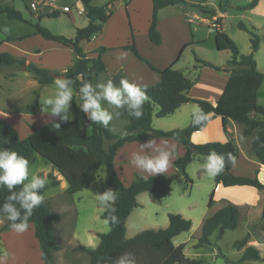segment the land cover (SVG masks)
Wrapping results in <instances>:
<instances>
[{
	"label": "trees",
	"instance_id": "1",
	"mask_svg": "<svg viewBox=\"0 0 264 264\" xmlns=\"http://www.w3.org/2000/svg\"><path fill=\"white\" fill-rule=\"evenodd\" d=\"M82 4L87 26L76 29L72 39L52 34L47 28L40 25L39 21L31 24L25 20L19 11L10 7L0 9V14H4L10 20H17L31 25L35 31L34 35H39L44 40L52 41L72 50L74 55L73 65L65 72H49L31 63H26L24 59H18L8 53H0V71L7 69L23 68L30 74L31 78L40 86L54 84V76L64 77L72 81L73 93L77 94L81 103L79 89L84 82L92 83L93 76L105 70L104 64L100 61V55L107 51L106 48L95 49L96 58H87L86 54L79 47V42L89 41L93 35L101 30V27L110 18L111 12L107 9L108 4L103 6H93L94 0H79ZM152 3V16L148 28L147 37L153 45L160 44V34L157 31V14L161 9L171 6L187 7L184 0H150ZM209 1V0H205ZM229 0H221L219 11L225 12L229 9ZM256 0H252L245 6L237 7L243 11L253 8ZM203 16L213 17L217 11L208 6H200L198 10ZM59 13L54 12L47 15L56 18ZM236 27L247 33L250 37L251 53L243 55L236 44L220 28L214 29V47L217 51H229L230 58L226 62V67L220 69L209 62L195 57L198 67H206L215 71H223L229 74L228 81L218 98L211 104L208 101L191 99L188 92L192 88V81L186 78L181 71L174 70L172 66L163 70H158L142 60L135 47L131 44L122 48L130 51L139 60L147 64L150 70L157 72L160 81L153 86H145L149 100L143 107V116L137 120L129 115V123L125 126L124 136L113 134L109 127L105 128L100 124H93L87 117L81 126L77 120L70 122H60L57 129L53 121L40 128H31V133L24 139H20L17 131L6 121L0 119V148L11 149L19 155L29 160V164L34 160V154L46 160L54 170L67 183L65 194L72 196L84 189H88L91 182L97 176L100 168H103L106 175V185L117 194L115 207L118 223H107L108 232L100 234L99 244L95 249H87L82 246L77 250L85 253L88 257V264H110L114 258H118L126 252L133 253L137 264H200L199 260H191L184 256V245L175 246L172 240L178 235L188 232L191 222L178 214H168V225L165 229L145 230L130 239L125 238V223L132 211L139 205L136 201L138 195L148 193L153 201H161L169 196L173 177L156 175L143 179L140 175H135L131 184L125 187L119 180L113 166L114 156L119 148L126 143L144 141L150 138L172 139L180 143L185 148V154L174 162L175 168L179 171L185 183L191 184L186 168L197 156L206 157L210 151L215 150L218 154L227 156L231 153L235 158L237 149L232 140L225 143L210 142L194 145L190 142V137L195 132L202 131L207 123L214 117H219L222 127L227 135L226 128L229 121L242 127V135L250 138V152L257 154L258 159L264 163V107L257 104V93L264 81V74L258 72L253 54L258 50V37L241 22ZM24 39V38H23ZM19 40H22L19 39ZM12 76V75H11ZM10 76V77H11ZM75 96L73 95L74 104ZM37 95L35 100L27 105L25 113H36ZM186 104L199 105L205 113L210 116L209 121L202 126H193L189 120L186 127L169 131L155 130L151 127L153 117L162 119L178 110ZM154 107L157 108L154 111ZM244 110L246 113H244ZM263 117L258 119L257 117ZM89 130V133H87ZM258 137V139H257ZM104 141H112L105 150L102 147ZM232 164L226 163L223 173L214 178V185L228 187H251L256 190H264V184L257 178L237 177L231 173ZM52 187L58 186V181L51 180ZM45 189L42 190V195ZM17 191L20 186H17ZM10 195L8 190L0 189V206L6 202ZM211 195L208 203H212ZM108 213L103 211L100 218L105 221ZM0 218L5 223L0 228V233L10 229V221L0 214ZM240 210L232 204H225L217 212L206 218L201 225V236L196 247L209 244V237L217 233L220 239L226 231L235 230L238 226ZM59 219V215L51 212L48 203L36 208L29 220V225L34 228V237L38 242L40 259L43 264H55L53 252L58 249L57 239L54 232V222ZM261 228L264 230V208L262 209ZM252 235L250 228L248 233L239 241L234 242L233 248L242 251L238 263L246 261L258 262L261 260L259 251L253 246H247L248 239ZM1 257V252H0ZM73 264V263H71Z\"/></svg>",
	"mask_w": 264,
	"mask_h": 264
},
{
	"label": "rangeland",
	"instance_id": "2",
	"mask_svg": "<svg viewBox=\"0 0 264 264\" xmlns=\"http://www.w3.org/2000/svg\"><path fill=\"white\" fill-rule=\"evenodd\" d=\"M34 1L35 0H0V9L10 7L19 11L25 20H31L33 23L39 21L40 25L47 28L52 34L63 36L68 39L74 36L76 29L87 26L88 21L85 18L83 7L79 0H56V6L60 8L67 7L69 9L67 14L59 13L56 18L47 16L50 14L48 9L45 12H31L29 10V5ZM251 1L252 0H250L249 3ZM108 2L110 3V12L114 14L115 23L118 25L119 20L120 27H123L124 18L120 15L119 10L121 0H94L92 5L102 6ZM211 2L213 7H218L219 0H211ZM175 10H177L176 6L169 7L160 11L157 16V19L160 20V30L163 33L164 39L162 48L164 50L169 47L172 40L166 18L171 14H175ZM187 10L192 11L191 13L200 19L205 17L197 10H190L188 8ZM139 17L140 22L137 25V31L142 33L140 29L143 22L141 13ZM183 17L185 18V14ZM239 22L244 24L258 37L259 46L258 50L253 54V57L257 64L258 72L264 74V0H256V5L253 8L243 10L241 13L234 16H226L221 21L224 33L236 44L241 54L248 55L251 53L250 37L247 33L236 27ZM177 23L179 24L178 28L180 32L184 31L186 35L192 32L195 39H200L199 41H202L200 49L193 50L191 48H186L184 50L180 58L181 67L187 68L188 65H197L194 60L195 57L214 63L218 67L228 61L231 56L230 52L217 51L214 47V29L211 26L202 23ZM215 23L217 24L219 21L216 20ZM26 24L27 23L17 20H10L4 14H0V40L6 39L7 37H19L29 29L28 24ZM134 43L141 53H144L145 49L150 46L147 37L142 34L137 35L135 40H130L129 42L130 45H134ZM20 44L19 41H16L11 42L9 45L18 47ZM23 44L29 48L37 47L41 50L46 49L47 54L43 62L51 60L58 61L57 64L55 62V64H49L51 66L57 65V67L62 68L65 65L66 67L72 60L73 55L69 49L52 41H46L39 36H37V40L26 41ZM0 49L4 50L8 49V47L7 45H3ZM217 72L222 73L223 71ZM190 77L192 79L194 91L217 92L216 89L220 87L221 82L219 79L215 80L209 76H202L199 82H195V77L192 76V74ZM31 82H33L31 76L25 73L23 68L7 69L4 70V72H0V119L3 113H10L11 111L20 109L24 105H29L35 100L36 92H29L28 90L31 86ZM55 94H47L44 98V102L46 99L54 97ZM257 104L264 107V81L258 90ZM44 106L49 112L50 109L45 103ZM188 108H192L191 105H189ZM156 110L157 108L154 107V111ZM183 110L184 109H180L174 113V115L171 114L162 119L153 117L152 121L153 125L156 127L155 129L165 130L170 128V130H173L179 129L180 127L182 128L183 125L187 124L188 119L187 115L183 116ZM69 111L73 115L72 120H77L80 124L85 123L86 119L83 122V116L87 118V115L84 112L82 114L78 103H76L75 108L70 106ZM48 112L43 113V120L47 121L51 119L52 122L57 121L58 118L52 117ZM244 113H246L245 110ZM257 118L262 119L263 117L259 116ZM216 122L218 123L211 124L207 130L210 131L214 128L217 137L223 140L224 135L220 130V121ZM17 131H20V133L23 132L22 128H17ZM232 131L235 138L237 137L239 145L244 149L245 139L243 141L240 139V137L243 136L242 127L238 124H234ZM211 137V139H218L215 135ZM238 148L242 156H244V150L239 146ZM33 158V162L29 164L30 175L40 174L47 176L49 183L46 185L47 189L43 196L51 212L59 215L60 219L58 223L54 224L55 236L59 244V250L56 255H54V263L88 264L87 255L78 251L77 247L86 246L90 249H94L99 243L98 235L108 232L107 224L100 218V214L103 210L98 207L95 195L109 189L106 185L104 169H99L97 177L90 183L88 189L77 192L70 197L62 190L61 184L56 187L50 185L53 179L60 180L59 182L62 181L61 177L53 170L50 163L37 154H34ZM205 158L204 156H197L194 161L187 166L186 172L191 180V184L187 185L181 175L173 174L167 176L173 177L174 181L171 185L169 196L164 198L166 200L162 199L164 200L163 202L153 201L148 193H142L139 197L137 196L136 201L139 206L132 211L126 220V239L133 238L138 233L148 229H165L168 225L167 213L178 214L191 222L190 230L178 235L172 241L175 246L184 245L183 254L186 258L199 260L200 264H243L238 263L242 253L233 248V244L247 234V227V229L250 228L251 233L255 232L258 235H264L257 209L251 211H244L241 209L238 226L235 230L226 231L220 239L217 238V233L215 232L209 237V244L196 247L201 236V225L203 221L211 215L213 209H219L225 205L224 203L228 202L234 205L250 203L252 197H255L254 195L257 192L256 189L251 187H221V189H217L213 194L214 179L210 178L202 168ZM241 159L242 157L240 156L237 164ZM245 173H248V171ZM212 194V203L210 207H208L209 199ZM156 213H158V215ZM180 213H183L184 216ZM4 223L5 220L0 218V228ZM248 224H250V227ZM72 229L75 231V236L72 235ZM10 230L11 229L1 232L3 236L0 242V264H18V261H20L22 257L27 260L28 264H42L39 248L34 238L33 226H29V229L23 234H10V232H8ZM249 239L247 244L250 241ZM260 249L262 255H264V248ZM244 264L264 263L248 261Z\"/></svg>",
	"mask_w": 264,
	"mask_h": 264
},
{
	"label": "crops",
	"instance_id": "3",
	"mask_svg": "<svg viewBox=\"0 0 264 264\" xmlns=\"http://www.w3.org/2000/svg\"><path fill=\"white\" fill-rule=\"evenodd\" d=\"M184 1L187 3L198 4L200 6H208L209 8L216 10L217 14L215 16H213V17H206L205 16L203 18H211V19L214 18L217 21H219V23L216 24V28H215V29L219 30L220 28L222 29V26H221L222 19H224L226 16H234V15H237L238 13H241L242 11L237 10V7L247 5L250 0H229L228 5L230 8L227 9L225 12L219 11V4H218L217 8L213 7L211 0H209V1H205V0H184ZM220 1L221 0H219V3H220ZM106 4H108L107 9L110 11V9H109L110 3L108 2ZM106 4H104V5H106ZM171 7H174V6H171ZM176 7H177V10H175V14H171L168 18H166L168 21V28L171 32L170 34L172 35V40L169 44V47L166 48V50H164L162 48L164 38L162 35L163 33L160 30V20L157 19V27H156L157 31L160 34V40H161L160 44L159 45H153L152 43L149 42L148 37H147L148 28H149L151 16H152V3H151V1L150 0H121V4L119 5V10H120V15L124 18L123 19V27H120L119 20H118V23H119L118 25H117V23H115L114 14H111L110 18L106 21V23H104L102 25L101 30L99 32H97L95 35H93L89 41L79 42V47L86 54L87 58H91V59L96 58L97 54L94 51L98 47H103V48L107 49V51H105L104 53H102L100 55V61L104 64L105 70L103 72L93 76L92 84L95 85L97 83L106 82L107 80L110 79L117 86H119V82L121 79H128L129 81L135 82V83L140 84L142 86L156 85L160 81L159 74L157 72L150 70L149 67L147 66V64L144 63L143 61L139 60L138 58H136L132 52L122 50L123 47L130 45L129 44L130 40L131 41L135 40L137 35L142 34L145 37H147V40H148L150 46L147 49H145L144 53H141L137 49V46L134 43L135 49L137 50V53L140 56V58L142 60L146 61L152 67H154L158 70H163L166 67L172 66L173 69H176V70L178 69V71L184 70V71H181L183 73V75L186 78H188L190 81H192V79L190 77V75L192 74V76L195 77V80H196L195 82H199V80H201L200 78L202 76H209L210 78L215 79V80L219 79L221 83H220V87L216 89L217 92L194 91V86L192 83V88L190 89V91L188 92V95H187L191 99L204 100V101L210 102L211 104H214L218 100V98L220 97V95H221V93H222V91H223V89H224V87L228 81L229 74L227 72L219 73L215 70H212V69H209L206 67H198L195 64L194 65H188L187 68L180 66V58H181L184 50L186 48L198 50V49H200V45H202V43H201L202 41H199L200 39H195L192 32H190L189 35H186L184 31H182V32L179 31L180 30L178 28L179 24L177 22L183 23V24L186 23L185 18L183 16H184V14L186 16L187 14L191 13L192 11L187 10V8L190 9L188 6H187V8L184 6H181V5H178ZM167 8H169V7H167ZM167 8L161 9L160 11L165 10ZM160 11L158 12V14L160 13ZM83 13H84V11H83ZM140 13L142 14V20H143V22L141 24V28H140L142 30L141 31L142 33H139L137 31V29H138L137 25L140 22V20H139L140 19V17H139ZM158 14H157V16H158ZM29 22L31 24H34L33 21H31V20ZM28 26H29V29L27 31H25L24 33H22L19 37H14V38L13 37H7L6 39L0 40V48L3 45H7V47H8V49H4V50L0 49V53H8L15 58L24 59L26 63H31V64L39 67V68L46 69L51 73H53V72H58V73L65 72L68 68H70L73 65L74 55L72 53V50L70 48L64 47L62 45H61L62 47L69 49L73 55L72 60L69 63V65H66V67L64 65V67L60 68V67H57V65L56 66L49 65V64H55V63L57 64L58 63L57 60H51V61L43 62V59H45V56L47 54L46 49L41 50L37 47L29 48L23 44L26 41L37 40V36H39V35H34L35 31L31 25L28 24ZM21 38H22V40H19ZM16 41H19L21 43L20 45H18V47L9 45L11 42H16ZM58 45H60V44H58ZM6 50H9V51H6ZM121 54H123V56H121ZM203 61H205V60H203ZM206 62H208V61H206ZM209 63L218 67L214 63H211V62H209ZM225 67H226V63L222 64L218 68L224 69ZM256 68H257V64H256ZM0 72H4V71H0ZM25 73H27V72H25ZM194 85H195V83H194ZM28 90H29V92H36V94H37V104L35 107L36 113H34V114L25 113L24 109L27 105H24L20 109H16L14 111H11L10 113H3L1 116V119L5 120L16 131H17V128H22V131H23L22 133H20V131H17L20 139H24L27 136H29L31 133V128H40L42 126L47 125L48 122L51 121V119H48L47 121L43 120L44 119L43 113L48 112V110L44 106V98L46 97L47 94H52V93L55 94L56 93V92H50V91H57L56 82H54V84H52V85L40 86L33 80V82H31V86L29 87ZM73 95L75 96L74 104H72L70 102V106L75 108L76 103H78L79 106L82 103H81L80 99L77 97V94L73 93ZM189 105H191V107L193 106L192 104H186V105L181 106L178 110H176L174 112V113H176L180 109H184L183 110V116H185V115L188 116L187 117L188 118L187 124L189 123V120H190L189 119V112H190L191 108H188ZM103 106L109 107L106 103ZM119 111H120L119 117H114V119L111 121V123L109 125V129L113 134H117L119 136H124V135H126L125 126L129 123V114L124 109H120ZM81 112L83 114L82 110H81ZM174 113L172 115H174ZM85 119H87V118L86 117L84 118V116H83V122ZM216 121H220L219 122L220 130H221L222 134L224 135L223 140H221L217 137V133H215L214 128H212L210 131L207 130L211 124L218 123ZM82 124H80V125L82 126ZM187 124L183 125L182 128L186 127ZM151 127L153 129L156 128L153 125V121L151 122ZM182 128L180 127L179 129H182ZM232 128H234V123L229 121V123L227 124V128H226V132H227V135H226V133L224 132L223 127H222L221 119L219 117H214L207 123L206 127L202 131L195 132L191 135L190 142L194 145H199V144L215 142V141H219V143L220 142L225 143L229 139H232L233 143L237 149V156H236V163H235V165L232 166L231 173L237 177L257 178L260 183L264 184V163L258 159L257 154L250 152V142H251L250 138L245 137V145H244V149H243L239 145L237 137L235 138V135L232 131ZM155 130H161V129H155ZM169 130H170V128L165 129L163 131H169ZM213 130H214V132H213ZM87 133H89V130H87ZM212 135H215L216 138H218V139H211ZM228 135H230V136H228ZM150 139L155 140L157 146H160V147L167 146L170 149L174 148V152H173V155L171 158V165H170L168 171L165 174H157V175H165V176L173 175V174L174 175H176V174L180 175L179 171L174 166V162L176 160H178L179 158H181L185 154V148L180 143H178L172 139H164V138H150ZM148 140L149 139L144 140V141H136V142L126 143L121 148H119L117 150V152L114 156L113 166L116 170V173L118 175L119 180L122 182V184L125 187H128L131 184L134 175H140L144 179L152 177L146 173H143L141 170L137 169L131 163L132 153L140 152V145L144 144ZM111 143H112V141H104L102 144L103 149L106 150ZM238 146L242 150H244V156H242L241 151H239ZM144 151H145V153H148L151 151V149L146 148V149H144ZM240 156L242 157V159L237 164V161L239 160ZM194 159L192 161H194ZM192 161L190 163H192ZM246 171H248V173H245ZM56 173H57V171H56ZM97 175H98V172H97ZM61 180H62L61 182H59L60 180H56V181H58V185L61 184L62 190L65 191L67 189V183L63 180L62 177H61ZM105 180H106V175H105ZM221 187H222L221 185H217V186L214 185L213 194L217 189H221ZM256 191L257 192L254 195L255 197H252V199H251L252 201L250 203H246V204H242V205H236L235 204V206H237L240 210V215H241V209L244 211H251V210L257 209L258 210V216L259 217L261 216L262 209L264 208V190H261V191L256 190ZM138 197H139V195H138ZM164 200H166V199H164ZM164 200H162L160 202H163ZM228 203L234 205L233 203H230V202H228ZM224 204H227V203H224ZM220 208H222V207H220ZM219 209H216V210L213 209L211 215H213ZM103 211H102V213H103ZM171 212H174V211H171ZM156 214L158 215V213H156ZM180 214L183 215V213H180ZM167 215H168V213H167ZM59 221H60V219L55 221L54 224L58 223ZM248 226L250 227V224H248ZM247 228H246V230H247L246 232L248 233ZM10 229L11 230L8 231V232H10V234H13V233L16 234V232L14 230H12V228H10ZM54 232H55V227H54ZM72 235L75 236L74 229H72ZM2 236L3 235L0 233V242H1ZM56 239H57V237H56ZM249 240L250 241L247 244V246L255 247L259 251L260 258H261V260L258 262L264 263V255H262L261 249H260V248H264V235L261 236V235H258L257 233L254 232L250 236ZM36 243H37V247L39 248L37 240H36ZM57 246H58V249L53 252V256L56 255L57 251L59 250L58 241H57ZM82 247L90 249L86 246H82ZM39 252H40V250H39ZM240 252L242 253V251H240ZM116 259L117 258H114L111 263L114 264ZM246 262H248V261H246ZM244 263L245 262H243V264ZM18 264H28V263H27V260H25L22 257L20 259V261H18Z\"/></svg>",
	"mask_w": 264,
	"mask_h": 264
},
{
	"label": "clouds",
	"instance_id": "4",
	"mask_svg": "<svg viewBox=\"0 0 264 264\" xmlns=\"http://www.w3.org/2000/svg\"><path fill=\"white\" fill-rule=\"evenodd\" d=\"M71 85L70 79L57 78L55 96L44 102L50 109L48 113L58 118L59 122L54 123L57 129L61 126L60 122H70L73 119L69 111L70 102L73 100ZM79 93L83 101L79 106L80 109L93 124H100L105 128L109 127L114 117H119L120 109L126 110L132 118L139 120L143 116V107L149 100L147 88L128 79H121L119 86L110 79L95 85L84 82ZM105 103L109 107H104ZM189 119L193 126H202L209 121L210 116L199 105H193ZM240 139L243 141L245 138L241 136ZM146 148L151 151L145 153ZM173 152L174 148L157 146L155 140L149 139L140 145V152L132 153L131 163L152 177L165 174L171 165ZM226 163L235 165L236 158L231 153L225 156L212 150L206 156L202 168L210 178L214 179L224 172ZM48 183L45 175H30L27 158L10 148H0V189L6 188L10 193L6 202L0 206V214L11 222L10 227L17 234H23L29 229V220L34 210L44 202L42 190ZM17 186H20L19 191L16 190ZM95 195L98 207L108 213L105 223H118L115 207L118 199L116 192L109 188ZM114 264H137V260L133 253L126 252L119 256Z\"/></svg>",
	"mask_w": 264,
	"mask_h": 264
},
{
	"label": "built area",
	"instance_id": "5",
	"mask_svg": "<svg viewBox=\"0 0 264 264\" xmlns=\"http://www.w3.org/2000/svg\"><path fill=\"white\" fill-rule=\"evenodd\" d=\"M48 9L49 13H64L67 14L69 12V9L67 7H58L56 6V0H35L34 2H31L29 5V10L31 12L41 11L45 12ZM185 21L188 24H197L202 23L211 26L212 28H216V19L214 18H198L194 14H187L185 16Z\"/></svg>",
	"mask_w": 264,
	"mask_h": 264
},
{
	"label": "water",
	"instance_id": "6",
	"mask_svg": "<svg viewBox=\"0 0 264 264\" xmlns=\"http://www.w3.org/2000/svg\"><path fill=\"white\" fill-rule=\"evenodd\" d=\"M188 7H189L190 9L197 10V11L200 9V5H198V4H193V3H188ZM60 78H64V77H60ZM54 79H57V77L54 76Z\"/></svg>",
	"mask_w": 264,
	"mask_h": 264
}]
</instances>
